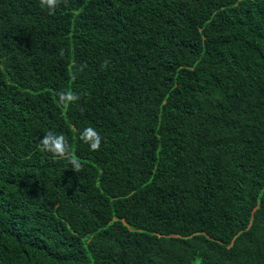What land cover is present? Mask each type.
I'll return each mask as SVG.
<instances>
[{
    "label": "trees",
    "instance_id": "16d2710c",
    "mask_svg": "<svg viewBox=\"0 0 264 264\" xmlns=\"http://www.w3.org/2000/svg\"><path fill=\"white\" fill-rule=\"evenodd\" d=\"M0 264H264V0H0Z\"/></svg>",
    "mask_w": 264,
    "mask_h": 264
},
{
    "label": "clouds",
    "instance_id": "9594fccd",
    "mask_svg": "<svg viewBox=\"0 0 264 264\" xmlns=\"http://www.w3.org/2000/svg\"><path fill=\"white\" fill-rule=\"evenodd\" d=\"M66 3V0H64ZM61 3V0H39L41 8H47L50 15L55 13L57 6ZM63 53L61 52V55ZM108 61H105L101 65L102 68H106ZM86 65L81 66V70ZM58 102L65 108L71 103L76 102L79 96L72 91H60L57 93ZM84 143L88 144L90 150L98 151L101 147L102 137L93 127H87L83 129L79 137ZM40 145L46 151L51 153L54 157L66 159L69 164L72 165L74 171H80L82 164L78 157L70 151V146L63 134H55L52 131L47 132L41 139Z\"/></svg>",
    "mask_w": 264,
    "mask_h": 264
}]
</instances>
